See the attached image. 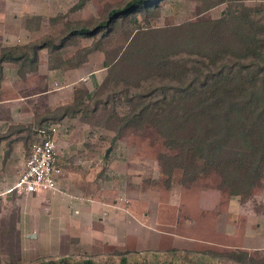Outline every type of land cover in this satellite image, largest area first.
Here are the masks:
<instances>
[{"label": "rangeland", "instance_id": "rangeland-1", "mask_svg": "<svg viewBox=\"0 0 264 264\" xmlns=\"http://www.w3.org/2000/svg\"><path fill=\"white\" fill-rule=\"evenodd\" d=\"M126 1L89 0L80 10L72 11L78 0H0V45L26 44L45 35L58 36L66 20L103 19L107 4L117 8ZM208 1L164 0L159 17L152 19V27L216 19L227 11V2L208 6ZM242 2L248 6L264 5V0ZM28 19L32 22L31 30L26 29ZM92 40L78 38L77 44L64 49L63 58L73 56L77 49L90 45ZM108 40V47L121 45L124 29ZM47 62V51L42 49L39 52L42 70L46 71ZM26 75L20 79L8 73L6 85L0 84V101L20 94L31 95L17 117L26 121L23 132L8 138L0 133L5 148L9 140L21 135L26 137L24 143L19 138L22 142L17 153L21 158L10 171L16 176L20 174L22 164L19 162L26 157V153L22 154L23 147L28 150L29 142L36 137L39 121L49 118L47 120L59 125L57 153L63 161L64 178L71 184V191L81 190L97 203H108L113 210L139 215L144 219L145 228L137 246L131 243L125 250L99 249L102 243L96 241V247L91 250L76 248L71 252L69 246L75 242L71 233L40 230L39 236H28L31 222L26 225L18 221L20 212L30 210L27 204L40 202L41 206L32 209L36 211L35 216L45 212L44 205L52 207L54 203L42 200L51 191L36 192L32 196L37 199H28L30 202L26 198L32 196L11 192L0 195V264H50V259L65 255L72 256L70 264H81L85 258H91L96 264H119L122 258L129 264H264V178L247 198L221 189L220 179L214 173L186 183L182 181L179 168L171 175L164 172L159 155L174 152L165 146L152 125L140 129L125 127L116 134L115 119L108 120V109L103 108L94 115L52 117L60 106L73 101L76 90L87 89L93 93L105 79L107 69L100 51L90 53L88 61L78 68H57L51 73L35 71ZM14 78L18 80L15 85ZM38 92L44 93L35 95ZM0 118L12 123L8 112L0 111ZM8 124L0 122V130L8 131L10 126L18 125L7 127ZM108 148L110 151L106 154ZM13 184L9 182L8 187ZM56 207L58 205L54 204L53 209L57 210ZM38 220V217L31 220L37 231ZM130 239L133 238L130 236ZM240 253L250 262L240 263L232 255Z\"/></svg>", "mask_w": 264, "mask_h": 264}, {"label": "trees", "instance_id": "trees-1", "mask_svg": "<svg viewBox=\"0 0 264 264\" xmlns=\"http://www.w3.org/2000/svg\"><path fill=\"white\" fill-rule=\"evenodd\" d=\"M87 1L78 0L71 10ZM163 1L127 0L117 8L107 4L103 19L66 20L58 36L0 45V83L6 62L16 65L19 77L35 72L42 49L50 70L78 68L90 53L100 51L105 79L93 93L76 90L73 101L52 117L94 115L103 108L108 120L114 117L116 134L125 127L152 125L174 152L159 155L164 172L171 175L179 168L186 183L214 173L221 189L247 198L264 178V5L209 0L208 6L227 2L223 16L152 27ZM31 24L26 20V29ZM123 29V43L108 47V39ZM80 37L93 38L92 43L63 58L64 49ZM47 119L39 124L53 122ZM23 126H10L2 137L19 135ZM19 138L26 142L25 136ZM232 255L240 263L250 262L243 253ZM71 259L65 255L50 264H70ZM81 264L96 263L85 258ZM119 264L129 263L122 258Z\"/></svg>", "mask_w": 264, "mask_h": 264}, {"label": "crops", "instance_id": "crops-1", "mask_svg": "<svg viewBox=\"0 0 264 264\" xmlns=\"http://www.w3.org/2000/svg\"><path fill=\"white\" fill-rule=\"evenodd\" d=\"M3 65H5L3 66V74L1 80V82L3 81V83L0 84L6 85V74L8 73H13L15 77L17 76L19 78V76L16 74L14 64L6 62ZM36 71L38 72V74H42L55 72L56 70H50L47 65L45 71L41 69V65H38ZM27 76L28 75H26V79ZM17 81L18 80L15 79L13 84L15 85ZM43 93L38 92L35 95ZM29 97H31V95L20 94L17 97H11L1 100L0 111L8 112L9 119H12V123L4 118H0V122L9 123L7 127L12 124H26V121H24L21 116L19 120L17 119V117L18 114H21V112L24 111L23 105H27L26 100L29 99ZM13 121H15V123ZM6 132L7 130H0V133L5 134ZM21 142L22 141L19 139H14L10 147L7 146L5 148L3 140H0V195L8 194L6 192L11 188L8 187V183H15L17 180L18 175L16 176V173L14 174L10 170L13 167L16 168V163L19 161V158H21V156L17 153V149L19 148V144ZM26 150V147H23L22 154L24 155V153H26L27 156L28 150L27 152ZM24 161L20 160L19 162L20 164H22V168L24 165ZM64 175L65 174L63 173V176L58 182L57 189L49 192L45 195V198L42 199L43 202L48 203L49 201V203L52 202L54 204H57V210L53 209L54 204L52 205V207H47V205H44L46 206L43 207L45 212L40 216H35L36 211L33 212L32 209H36L35 207L41 206V204H39L40 202H35L27 204V206H30L31 210H29V214V211L24 214L23 212H20V219L18 220L19 222H21L22 220L26 225L28 224V222H31L29 223L30 226L28 227L31 230L30 233L27 234L28 236L34 237V234H36L37 237L39 236V232L41 231L44 233L50 231H55V233H58V231L62 233L64 232V234H67V232L71 233V235H73L74 237L73 239L75 240V242H73V244L69 246V249L70 247L72 249L71 252H74L76 248H80L85 251H87V249L91 250L96 247V241H101L102 243V245H99L101 246L99 249L123 248L125 250L128 248L129 244H137L138 237H141L142 231L145 228L144 219L141 218V216L138 217L139 215H133L127 211L123 212V210H113V208H111L108 203H97L96 199L87 197V195L81 190L71 191L72 186L70 187L71 184L67 183L68 179L64 178ZM65 179H67L66 185ZM34 197L35 196L26 198V200L28 201V199H30L31 201L32 198L35 201L37 198ZM52 209L54 211H52ZM34 217H38L39 219V231L36 230V227H34V224L32 223ZM63 225L65 226L61 228L60 226ZM130 236L133 239H130ZM129 239L131 240L130 243H128ZM51 250L55 249L51 248Z\"/></svg>", "mask_w": 264, "mask_h": 264}, {"label": "built area", "instance_id": "built-area-1", "mask_svg": "<svg viewBox=\"0 0 264 264\" xmlns=\"http://www.w3.org/2000/svg\"><path fill=\"white\" fill-rule=\"evenodd\" d=\"M36 137L29 142L23 169L14 185L6 192L32 196L38 191H53L63 176V161L57 153L58 123L41 122Z\"/></svg>", "mask_w": 264, "mask_h": 264}, {"label": "water", "instance_id": "water-1", "mask_svg": "<svg viewBox=\"0 0 264 264\" xmlns=\"http://www.w3.org/2000/svg\"><path fill=\"white\" fill-rule=\"evenodd\" d=\"M109 151H110V148H108V149H107V151H106V154H108V153H109Z\"/></svg>", "mask_w": 264, "mask_h": 264}]
</instances>
